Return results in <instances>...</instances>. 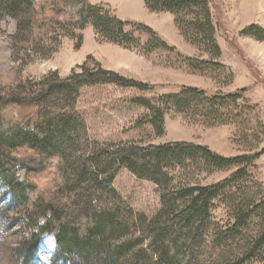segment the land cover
Wrapping results in <instances>:
<instances>
[{"label": "rangeland", "instance_id": "rangeland-1", "mask_svg": "<svg viewBox=\"0 0 264 264\" xmlns=\"http://www.w3.org/2000/svg\"><path fill=\"white\" fill-rule=\"evenodd\" d=\"M89 1L133 21L121 36L123 43L88 24L63 30L50 47L16 50L17 21L0 11V83L18 78L38 82L55 72L65 77L79 71L91 54L107 69L156 85L143 90L115 83L80 88L72 104L76 125L63 142L64 151L73 161L89 160L101 147L183 141L206 145L225 157H246L216 168L195 152L172 158L165 169L179 188L218 184L245 171L213 198L210 220L197 239L194 230L183 229L179 241L188 247L196 239L190 264H264V0H177L175 10L157 11L146 0ZM181 85L209 94H184ZM242 88L247 90L241 98L213 96ZM26 172L17 167L20 179ZM38 181L43 185L49 178L45 174ZM111 185L110 201L136 222L152 219L163 207L156 183L128 167ZM12 194L0 181V264H21L16 250L31 229L23 212L14 207L3 211ZM140 245L146 247V242ZM56 251V238L46 233L28 264H51Z\"/></svg>", "mask_w": 264, "mask_h": 264}, {"label": "trees", "instance_id": "trees-1", "mask_svg": "<svg viewBox=\"0 0 264 264\" xmlns=\"http://www.w3.org/2000/svg\"><path fill=\"white\" fill-rule=\"evenodd\" d=\"M145 2L152 11L175 10L177 0ZM0 11L17 21L13 37L16 50L42 44L50 47L63 30H80L88 24L98 34L123 43L121 36L133 23L89 0H0ZM106 83L142 90L156 88L105 68L91 54L79 71L65 77L55 72L38 82L18 78L13 83H0V181L13 193L2 209L5 212L14 207L23 212L31 227L28 239L16 250L21 264L35 260L46 233L57 241L51 264H190L193 243L210 220L213 198L246 174L238 171L210 186L176 187L174 176L165 169L172 158L197 152L206 164L216 168L246 158L225 157L206 145L183 141L111 145L96 149L89 160L73 161L63 143L76 125L72 104L83 86ZM179 87L184 94H209L201 88ZM246 90L213 96L237 99ZM18 166L27 170L24 179L17 175ZM123 167L158 186L163 207L152 219L136 222L110 201L115 192L111 183ZM45 174L49 181L40 185L38 180ZM183 229L196 233L188 247L179 241ZM144 242L146 247L140 245Z\"/></svg>", "mask_w": 264, "mask_h": 264}, {"label": "bare ground", "instance_id": "bare-ground-1", "mask_svg": "<svg viewBox=\"0 0 264 264\" xmlns=\"http://www.w3.org/2000/svg\"><path fill=\"white\" fill-rule=\"evenodd\" d=\"M50 250V249H49Z\"/></svg>", "mask_w": 264, "mask_h": 264}]
</instances>
